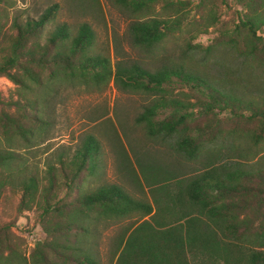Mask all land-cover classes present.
I'll return each mask as SVG.
<instances>
[{"label":"trees","instance_id":"16d2710c","mask_svg":"<svg viewBox=\"0 0 264 264\" xmlns=\"http://www.w3.org/2000/svg\"><path fill=\"white\" fill-rule=\"evenodd\" d=\"M109 1L131 19V42L144 52L163 41L172 16L180 15L173 0ZM218 1L234 9L238 19L227 44L243 64L249 61L264 72V0ZM14 5V0H0V77L18 89L15 101L0 95V199L5 188L18 191V213L35 211L32 227H40L45 239L25 257V242L12 232L15 224L0 225V264H97L80 246L90 235L92 221L117 223L133 216L140 221L120 236L116 264H264V164L259 162L264 157V96L239 92V76L226 70L216 69L217 75H206L205 81L184 64L151 72L117 61L112 69L109 59L93 54L90 25H80L75 36L66 24L58 25L44 38L57 5L25 19L8 16L7 8ZM205 21L201 33L217 22L213 13ZM111 79L123 91L154 97L135 122L150 137L174 140L176 150L198 165L188 175L166 174L136 160V175L142 180L138 190L145 198L136 199L115 184L93 191L78 187L98 166L99 144L92 136L70 161L60 155L40 173L29 168L20 151L19 141L26 147L23 152H31L50 140L46 117L52 85L101 86ZM173 79L203 100L185 104L171 99L173 89L167 86ZM195 108L199 122L193 121ZM168 109L169 116L159 120ZM222 113L228 117L220 119ZM223 138L254 149L251 160L258 158L260 166L226 165L223 161L234 157L232 152L221 156V148H205ZM59 176L68 194H74L69 201L53 196Z\"/></svg>","mask_w":264,"mask_h":264},{"label":"rangeland","instance_id":"374dc122","mask_svg":"<svg viewBox=\"0 0 264 264\" xmlns=\"http://www.w3.org/2000/svg\"><path fill=\"white\" fill-rule=\"evenodd\" d=\"M13 8H7L8 16H27L37 18L46 8L57 5L55 21L50 23L44 38L49 32L62 24L69 27L75 36L80 25H90L94 32L93 54L109 59L112 66L117 61L127 65L138 64L153 72L162 67H177L184 64L187 70L197 71L198 75L207 81V76L215 77L216 69L226 70L232 76H239L237 89L246 91L258 98L264 96V72L249 61L243 64L227 44L234 25L238 23L234 9L223 7L218 0H173L180 10V15L172 16L171 30L163 41L151 51H142L133 46L128 33L131 19L119 10L109 0H14ZM231 3V2H230ZM161 9V6H159ZM172 15V11H167ZM209 13H213L216 24L201 33ZM167 15V16H168ZM6 25L4 32L8 31ZM222 32H226L222 34ZM47 33V34H46ZM174 81L167 86L173 89L171 99H179L185 104L203 100L197 91H191L183 83ZM210 84L214 83L209 82ZM53 98L50 99L47 120L49 123L48 137L50 140L31 152H23L24 144L19 141L21 154L29 168L42 172L48 162L61 157L72 158L77 148L92 136L99 144V160L94 175L87 176L80 189L93 191L97 187L115 184L123 187L126 192L138 199L145 198L138 185L142 182L135 161L153 166L160 171L179 175L190 174L198 165L176 150L174 140L153 138L147 135L144 127L135 122L136 117L149 105L153 98L141 92L123 91L113 79L101 86L84 85H52ZM16 87L5 77H0V95L5 101L17 99ZM14 113V110H9ZM193 121L199 122L197 108L194 109ZM171 113L168 109L158 116L161 120ZM228 114L222 113L220 119H226ZM222 121V120H221ZM230 120L224 124H229ZM221 148V156L232 152L234 157L224 159V164L236 162L235 167L255 168L264 164L263 159L251 157L255 150L248 149L247 144L240 140L220 139L205 148ZM48 154H45V152ZM247 156L249 162L236 156ZM206 156V155H200ZM70 161V160H69ZM245 164V165H244ZM127 166L130 170L127 171ZM242 166V167H241ZM68 194L63 178L59 176L58 186L53 196L56 200H71L73 193ZM20 194L12 188H5L0 199V225L14 223L13 234L25 242V257L36 242L45 239L40 227H32L35 211L18 213ZM140 221L133 216L117 223L110 221H92L90 235L81 241L94 257L97 264H116L118 253L115 254L117 243L123 232ZM51 222H55L51 220ZM20 231V233H19ZM20 241L17 240L16 243ZM61 245L62 240H54Z\"/></svg>","mask_w":264,"mask_h":264}]
</instances>
